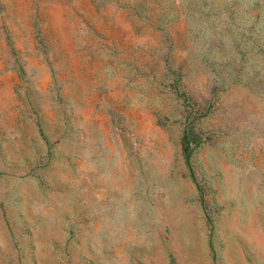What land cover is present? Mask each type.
<instances>
[{"label":"rangeland","instance_id":"rangeland-1","mask_svg":"<svg viewBox=\"0 0 264 264\" xmlns=\"http://www.w3.org/2000/svg\"><path fill=\"white\" fill-rule=\"evenodd\" d=\"M0 264H264V0H0Z\"/></svg>","mask_w":264,"mask_h":264},{"label":"trees","instance_id":"trees-1","mask_svg":"<svg viewBox=\"0 0 264 264\" xmlns=\"http://www.w3.org/2000/svg\"><path fill=\"white\" fill-rule=\"evenodd\" d=\"M184 150L185 152H187V155L189 154L188 151H189V145H188V142H186V145L184 147Z\"/></svg>","mask_w":264,"mask_h":264}]
</instances>
